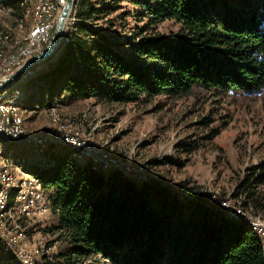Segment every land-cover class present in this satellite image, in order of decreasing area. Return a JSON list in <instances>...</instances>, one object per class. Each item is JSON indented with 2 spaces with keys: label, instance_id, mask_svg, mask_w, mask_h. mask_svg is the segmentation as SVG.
Masks as SVG:
<instances>
[{
  "label": "trees",
  "instance_id": "obj_1",
  "mask_svg": "<svg viewBox=\"0 0 264 264\" xmlns=\"http://www.w3.org/2000/svg\"><path fill=\"white\" fill-rule=\"evenodd\" d=\"M111 2L100 8L94 0L74 1L58 48L39 63L41 68L17 80H23L17 88L24 93L23 108L89 98L135 102L186 94L194 86L224 92L264 88V0ZM122 2L146 18L143 30L166 20L179 28L171 36L142 35L139 28L128 39L93 29L92 20ZM27 4L0 0V7L11 8L20 19ZM126 45L124 54L120 49ZM49 146L51 151L40 153L48 158L45 162L28 166L11 159L36 173L45 192L50 191L55 229L67 236L70 255L100 256L111 264H264L250 226L226 216L193 188L173 189L116 168L95 169L89 160L78 161L71 149ZM55 147L64 153L55 154ZM248 171L234 196L245 190L246 201L257 207L253 189L264 183V160ZM246 201L240 202L245 209ZM73 263L67 257L44 264Z\"/></svg>",
  "mask_w": 264,
  "mask_h": 264
},
{
  "label": "rangeland",
  "instance_id": "obj_2",
  "mask_svg": "<svg viewBox=\"0 0 264 264\" xmlns=\"http://www.w3.org/2000/svg\"><path fill=\"white\" fill-rule=\"evenodd\" d=\"M94 1L100 8L112 4L111 0ZM22 2L28 4L23 7L21 19L12 15L11 8L0 7V65L6 60L3 56L11 51L10 48L13 46L14 50L19 42L24 43L35 28L34 13L40 10L38 4L41 2ZM119 4L115 11L101 13L92 20L93 29L119 39H128L139 28H142V35L162 36H171L179 28L173 20H166L143 30L146 18L137 15L139 9L126 2ZM62 7L50 18L53 22L50 37ZM49 39L31 55L23 57L16 67L39 53ZM120 50L127 54L129 46ZM39 68L41 65L36 64L24 75L29 76L32 70ZM6 77L0 74V79ZM22 81L15 82L9 91H4L13 99L10 101H16L17 96L24 97V93L17 89L22 87ZM51 104L39 107L38 113L28 118L27 125L23 112L28 138L40 134L42 141L11 144L7 158L4 155L7 144L0 143V158L3 161H10L17 167L23 166L13 160L33 166L38 161L48 160L40 153L46 148L50 150L49 144H60L76 152L78 161L89 160L92 168H116L131 177L155 178L173 189L183 191L193 188L200 195H205L211 205L217 208L219 205L229 206L234 211L239 209L246 218L264 224V183L253 189L257 207H254L252 200L246 201L245 190H239L240 193L234 196L249 168L264 160V88L251 92H224L194 86L186 94L142 97L135 102H104L89 98L70 104L54 100ZM54 130L75 134L91 148L92 153L85 145L75 141L69 144L58 137L64 143L56 142L48 135ZM53 151L58 154L60 151L64 153L65 149L55 147ZM102 156L103 160L117 166L106 169L108 163L102 162ZM48 194L46 197L49 198L45 197L48 202L46 212L19 217L20 212L17 211L0 218L1 263L44 264L62 262L70 257L73 264H111L100 256L78 257L69 254L71 244L62 231L55 229L57 212L52 209ZM13 200L10 193V204ZM244 200L248 204L247 209L240 204Z\"/></svg>",
  "mask_w": 264,
  "mask_h": 264
},
{
  "label": "bare ground",
  "instance_id": "obj_3",
  "mask_svg": "<svg viewBox=\"0 0 264 264\" xmlns=\"http://www.w3.org/2000/svg\"><path fill=\"white\" fill-rule=\"evenodd\" d=\"M30 1L35 2L37 0H30ZM46 2H47V6L51 7V9L47 11V23L44 29L39 32L38 40H36V42L34 44H31L29 47L22 48L25 46L27 40L33 38L37 30L40 10H37L34 13V19L36 21V24L32 34L27 39H25L24 43L19 42L14 50L12 49L13 47L12 46L10 48L11 51L7 55L3 56L5 57L6 60L0 65V74L2 76L10 77L13 74V72L17 69L16 67L17 64L20 61L21 62L23 61V57L31 55L39 47L40 44L46 42L49 39L50 30L53 26V22L50 18L53 16V14H56V12L59 10L60 7L63 6L65 0H46ZM38 5H40L41 7V3H39ZM13 56H17V57L12 58ZM0 58H1V53H0ZM4 91L0 92V143L25 144L27 142H32V141L35 143L42 141V136L40 134L35 135L31 138H28L27 136L23 123L24 109H22V106L20 104L24 97L17 96V99H15L16 101H10L13 99H10L8 97L9 94ZM54 133H61V132H57V131L55 132L54 130ZM11 134H13V136H21L24 138L15 139L11 137ZM45 136L46 135H44V137ZM53 138H55L56 142L61 143L64 141L58 137H53ZM65 141L69 144L74 143V141L72 140H70V142H68L67 140ZM95 161L97 163H101L98 160ZM116 166H117L116 163L111 162L106 165V169ZM10 193H11V199L14 198L12 204H10ZM45 197H46V193L45 190L43 189V182L36 173L27 171L23 169V167L21 166L17 167L15 166L14 163H11L10 161H6V160L3 161V159L0 158V218H3L10 214H14L17 211L20 212L19 217H31L34 214H42L46 212L45 211L46 207H48L47 199L49 198V196L48 198L46 197L47 199H45ZM218 209L221 210L226 216L240 219L246 222L250 226L254 235L259 239L261 243L262 253L264 258V224L256 220L246 218L244 216V213L239 209L238 211H234L229 206H224V207L220 206L218 207ZM233 213L239 214L240 217L233 216ZM32 264H34V262Z\"/></svg>",
  "mask_w": 264,
  "mask_h": 264
},
{
  "label": "water",
  "instance_id": "obj_4",
  "mask_svg": "<svg viewBox=\"0 0 264 264\" xmlns=\"http://www.w3.org/2000/svg\"><path fill=\"white\" fill-rule=\"evenodd\" d=\"M74 1L75 0H66V3L62 7V10L58 16L51 39L45 45V47L39 53L23 62L10 77L0 80V92H3L4 90L10 88L20 77L25 74L26 71H28L32 66L39 64L58 48L62 39L66 20L70 15Z\"/></svg>",
  "mask_w": 264,
  "mask_h": 264
},
{
  "label": "built area",
  "instance_id": "obj_5",
  "mask_svg": "<svg viewBox=\"0 0 264 264\" xmlns=\"http://www.w3.org/2000/svg\"><path fill=\"white\" fill-rule=\"evenodd\" d=\"M51 7H48L47 6V2L46 0H41V7H40V12H39V21H38V27H37V30L33 36V38L27 40L26 44L24 47L22 48H27L29 47L31 44H34L36 42V40H38V34L41 30L44 29V27L46 26V23H47V11L50 10ZM68 20V19H67ZM66 20V21H67ZM21 48V49H22ZM21 49H20V52H21ZM14 57H17V56H13L12 58ZM50 137H60V138H63L65 140H72V141H75L77 143H80L82 145H85L81 140L80 138H77L75 134H62V133H52V134H48ZM11 137L12 138H15V139H20V138H24V137H21V136H13V134H11ZM86 146V149L88 150V152H91L92 153V150L89 146L85 145ZM102 162L103 163H109L107 162V160H103L104 159V156H102ZM128 170V169H127ZM129 172H132L129 170ZM134 173V172H133ZM214 207H216V205L213 204ZM225 211V210H224ZM233 216H239V214H236V213H233ZM240 217V216H239Z\"/></svg>",
  "mask_w": 264,
  "mask_h": 264
},
{
  "label": "crops",
  "instance_id": "obj_6",
  "mask_svg": "<svg viewBox=\"0 0 264 264\" xmlns=\"http://www.w3.org/2000/svg\"><path fill=\"white\" fill-rule=\"evenodd\" d=\"M23 108V107H22ZM24 109V118H25V124L27 125V122H28V118L30 117V116H34L36 113H38V111L40 110V108L39 107H34L33 109H25V108H23ZM5 155V154H4ZM5 157L7 158V157H9V154H8V156L7 155H5ZM49 193H50V191H49ZM49 195V194H48Z\"/></svg>",
  "mask_w": 264,
  "mask_h": 264
}]
</instances>
